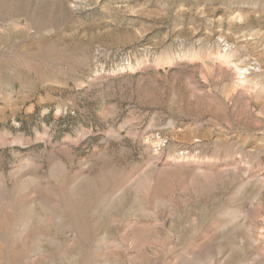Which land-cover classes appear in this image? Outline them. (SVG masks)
<instances>
[{"label": "rangeland", "instance_id": "obj_1", "mask_svg": "<svg viewBox=\"0 0 264 264\" xmlns=\"http://www.w3.org/2000/svg\"><path fill=\"white\" fill-rule=\"evenodd\" d=\"M0 264H264V0H0Z\"/></svg>", "mask_w": 264, "mask_h": 264}]
</instances>
